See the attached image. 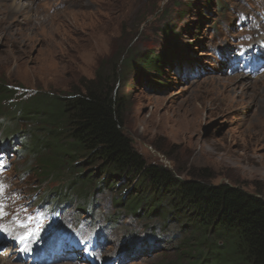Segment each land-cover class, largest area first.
Wrapping results in <instances>:
<instances>
[{
    "label": "rangeland",
    "instance_id": "374dc122",
    "mask_svg": "<svg viewBox=\"0 0 264 264\" xmlns=\"http://www.w3.org/2000/svg\"><path fill=\"white\" fill-rule=\"evenodd\" d=\"M263 23L264 0H0V80L21 100L64 96L83 90L98 71L111 77L123 70L116 86L126 101L124 132L148 164L264 198V71L248 78L234 68L240 49L264 40ZM150 53L162 58L161 72L122 65ZM223 94L235 104L215 99ZM26 127L20 123L8 136ZM19 139L0 143V201L7 202L5 222L17 232L65 221L106 232L101 264H193L188 246L197 234L189 226L116 207L132 178L99 188L84 202L66 201L54 217L38 214L43 200L57 197L47 189H60L70 173L64 169L41 183L35 157L15 150ZM77 162L87 174L96 171L86 158ZM5 253L0 264H27Z\"/></svg>",
    "mask_w": 264,
    "mask_h": 264
},
{
    "label": "trees",
    "instance_id": "16d2710c",
    "mask_svg": "<svg viewBox=\"0 0 264 264\" xmlns=\"http://www.w3.org/2000/svg\"><path fill=\"white\" fill-rule=\"evenodd\" d=\"M162 28L169 30L165 24ZM139 60L129 56L121 62L125 70L163 68L162 58L154 53ZM123 75L118 68L111 77L98 71L83 90L21 100H16L15 88L0 80V143L20 137L16 150L35 157L32 169L41 183L61 176L64 169L70 173L61 187L56 186L60 189H47L57 197L43 200L41 206H66L75 198L84 202L97 189L114 188L132 178L134 186L115 199L116 207L134 215L144 209L146 216L159 213L167 221L173 218L189 226L197 234L195 245L188 246L190 263L264 264V198L229 183L181 179L163 166L148 164L124 132L126 101L116 86ZM20 123L27 126L23 134L9 137ZM80 158L96 171L83 172Z\"/></svg>",
    "mask_w": 264,
    "mask_h": 264
},
{
    "label": "bare ground",
    "instance_id": "6f19581e",
    "mask_svg": "<svg viewBox=\"0 0 264 264\" xmlns=\"http://www.w3.org/2000/svg\"><path fill=\"white\" fill-rule=\"evenodd\" d=\"M17 8H20V9H22L23 8V6H20V7H18V5H15ZM15 9V8H14ZM17 10V9H16ZM262 27H263V29H264V23L262 24ZM264 33V32H263ZM263 40V39H262ZM247 48H259V49H261V50H263L264 51V41H261V40H259L257 43H255V44H250V45H248V46H246ZM243 77H248V78H250V77H253L254 75L253 74H250V75H246V76H244V75H242ZM236 78H238V77H236ZM238 80H241V79H238ZM245 85V83H242V86H244ZM219 99V101L221 102V103H224V105H226V106H233L234 104H235V101L233 100V98L231 97V94H223V95H217V96H215V99ZM2 205H3V210H7V202L5 201V199H3V201H2ZM11 257V256H10ZM0 262H5V258H4V256H2V255H0ZM63 264V263H62ZM65 264H68V263H65Z\"/></svg>",
    "mask_w": 264,
    "mask_h": 264
},
{
    "label": "snow or ice",
    "instance_id": "6c2138e0",
    "mask_svg": "<svg viewBox=\"0 0 264 264\" xmlns=\"http://www.w3.org/2000/svg\"><path fill=\"white\" fill-rule=\"evenodd\" d=\"M4 185L2 183H0V192L3 191ZM0 215H3V205L0 204ZM43 225H39L35 230L28 232L26 235L24 236H20V237H15V239L19 242V243H24L26 240L30 239L32 236H34L39 230L40 227H42ZM21 227H25L27 228L28 225H21ZM0 231H6L5 229H3L2 226H0Z\"/></svg>",
    "mask_w": 264,
    "mask_h": 264
}]
</instances>
